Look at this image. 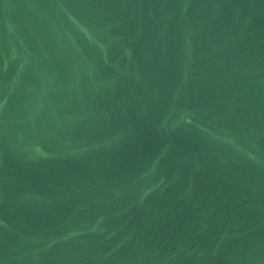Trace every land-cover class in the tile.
Returning <instances> with one entry per match:
<instances>
[{
    "label": "water",
    "instance_id": "obj_1",
    "mask_svg": "<svg viewBox=\"0 0 264 264\" xmlns=\"http://www.w3.org/2000/svg\"><path fill=\"white\" fill-rule=\"evenodd\" d=\"M218 254L264 264V0H0V264Z\"/></svg>",
    "mask_w": 264,
    "mask_h": 264
},
{
    "label": "rangeland",
    "instance_id": "obj_2",
    "mask_svg": "<svg viewBox=\"0 0 264 264\" xmlns=\"http://www.w3.org/2000/svg\"><path fill=\"white\" fill-rule=\"evenodd\" d=\"M218 237V235H212L209 238H215ZM225 260V255L224 254H218V255H214L212 257H210L209 262L210 264H225L224 263Z\"/></svg>",
    "mask_w": 264,
    "mask_h": 264
}]
</instances>
